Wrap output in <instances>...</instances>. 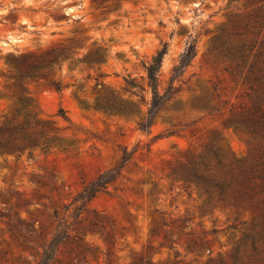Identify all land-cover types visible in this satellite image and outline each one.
<instances>
[{"label":"rangeland","instance_id":"1","mask_svg":"<svg viewBox=\"0 0 264 264\" xmlns=\"http://www.w3.org/2000/svg\"><path fill=\"white\" fill-rule=\"evenodd\" d=\"M246 3L0 0V72L10 69L9 57L74 42L78 46L72 59L88 53L105 59L95 68L63 65L55 70L61 91L27 82L30 111L59 131L63 147L0 154V264H37L43 241L57 231L59 221H81L72 227L90 252L79 262L67 253L77 244L68 239L59 247L60 261L52 264H205L206 247L213 256L231 248V237L239 233L227 228L234 209L209 204L205 194L194 185L187 188L172 170L201 153L213 137L216 148L235 158L249 153L248 137L226 122L248 103L246 87L239 75L226 70V58L215 50L230 21L254 7ZM259 4L256 0L255 6ZM262 38L263 31H250L239 40L258 45ZM192 41L194 57L173 75ZM165 44L158 90L175 92L148 131H141L138 123L150 100L144 65ZM129 78L140 91L127 85ZM5 80L0 73V92ZM96 103L114 110L96 108ZM16 107L0 96V126ZM170 130L176 134L165 136ZM123 148L134 151L130 163L75 218L78 193L116 167ZM252 215L242 212L237 221H249ZM89 221H105L103 229L88 230ZM177 225L188 234H181Z\"/></svg>","mask_w":264,"mask_h":264},{"label":"trees","instance_id":"2","mask_svg":"<svg viewBox=\"0 0 264 264\" xmlns=\"http://www.w3.org/2000/svg\"><path fill=\"white\" fill-rule=\"evenodd\" d=\"M257 1L260 4L255 6L256 0H247L246 6H254L252 10L230 21L229 29L225 28L222 32L221 46L215 47L220 56L226 58V70L231 75H239L246 87L244 97L248 103L242 111L231 114L226 122L234 131L248 137L249 153L246 157L235 158L216 148V137H213L201 153L180 162L172 170V175L187 188L194 185L205 194L209 204L215 203L234 209V221L227 228L239 233L231 237L232 246L227 252H218L213 256L206 247L208 259L205 264H264V0ZM250 31H263V38L258 45L254 40H239ZM233 38L237 41L233 42ZM75 46H78L77 42L58 45L41 53L21 54L6 59V64L11 67L6 72H0L6 76L5 91L0 92V96L12 100L17 107L0 126V154H19L33 148L46 151L50 147H63L59 131L49 122L38 121L30 111L31 100L25 92L27 82H43L50 88L61 91V81L54 78V72L60 71L63 65L70 69L81 65L95 68L105 62V59H101L97 54L91 56L89 53L72 59ZM166 52L165 44L144 65L150 100L146 116L138 123L141 131H148L160 110L165 108L166 102L175 92L172 88L163 93L158 90L159 72ZM194 55L195 46L192 41L187 44L178 63L173 67V75L181 73ZM250 55L252 59H248ZM101 75L99 73L97 77ZM126 83L131 89L141 90L133 79H127ZM95 107L106 111L114 110L113 107L100 103H96ZM174 134L176 132L170 130L164 135ZM133 154L134 151L123 148L116 167L83 186L74 199V202L80 203L76 208L75 218L87 202L117 179L121 170L130 163ZM242 212H250L253 215L249 221H237ZM104 222L89 221L88 230L100 231ZM74 224H81V221H72L69 224H66V221L58 222L57 231L49 240L43 241L37 264L59 262V247L67 245L68 239L77 243L75 248L71 245L68 247L69 256L75 254L74 259L79 262L85 259L90 248L81 244L79 232L72 227ZM161 225L167 226L164 221ZM177 228L181 234H188L183 231L181 225H177ZM69 231H74L76 235L71 236ZM216 232V229L211 230L212 234ZM202 244L206 246L204 242Z\"/></svg>","mask_w":264,"mask_h":264}]
</instances>
